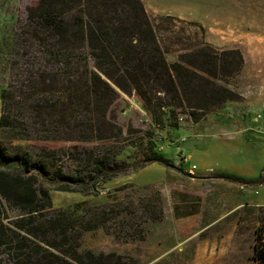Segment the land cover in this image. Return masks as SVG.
<instances>
[{"label":"trees","instance_id":"1","mask_svg":"<svg viewBox=\"0 0 264 264\" xmlns=\"http://www.w3.org/2000/svg\"><path fill=\"white\" fill-rule=\"evenodd\" d=\"M10 43L0 86L6 141H0V254L9 264H142L130 255L83 249V236L108 220L107 205L55 209L44 184L91 195L152 164L177 168L156 151L153 134L143 137L131 163L118 160L121 151L111 146L44 144L122 142L111 115L119 92L136 94L156 128H178L183 119L201 123L240 100L228 80L242 71V53L203 46L169 63L142 0H32ZM67 154L79 168L62 161ZM218 178L259 186L264 170L256 181ZM161 204L157 195L143 210L156 219L151 216L162 213ZM4 205L18 212L13 220ZM252 260L264 264V231Z\"/></svg>","mask_w":264,"mask_h":264},{"label":"rangeland","instance_id":"2","mask_svg":"<svg viewBox=\"0 0 264 264\" xmlns=\"http://www.w3.org/2000/svg\"><path fill=\"white\" fill-rule=\"evenodd\" d=\"M142 2L169 63L203 46L218 52L239 50L245 65L240 74L228 80V87L241 98L209 114L201 123L183 119L178 128L159 129L136 94L119 92L111 115L123 130L122 142L44 145L99 150L111 146L113 151H121L118 160L131 163L135 149L146 142L143 137L152 133L156 151L177 168L152 164L107 181L98 188V194L91 195L56 191L46 183L53 208L107 205L108 220L103 227L83 236V249L130 255L142 264H255L252 252L258 232L264 231V208L248 206L240 196V188L222 189L220 173L215 170L231 169L242 158L253 162L257 159L241 154L245 141L239 144L231 133L219 130L218 124L234 126L241 120L255 127L264 121V104H250L261 84L253 81L251 75L256 67L264 73V0ZM31 3L32 0H0V86L7 79L5 63L12 50L10 42L25 22L26 8ZM0 141L6 142L1 132ZM69 158L75 156L67 154L62 161L72 170L79 168ZM259 162L262 169L257 180L264 170V158ZM191 166L195 169L191 170ZM157 195L162 213H153L151 217L156 219H150L143 210L144 204ZM4 206L7 217L13 220L18 212ZM0 264H9L5 255L0 254Z\"/></svg>","mask_w":264,"mask_h":264},{"label":"crops","instance_id":"3","mask_svg":"<svg viewBox=\"0 0 264 264\" xmlns=\"http://www.w3.org/2000/svg\"><path fill=\"white\" fill-rule=\"evenodd\" d=\"M245 65V61H244ZM259 67L254 69V73L251 75L253 81H256L259 84L256 88V97L251 98L250 104L255 103L258 106L264 104V73H259ZM260 86H263L260 89ZM212 114V113H211ZM215 114V113H214ZM210 115L207 116L206 119L209 118ZM239 123L230 126L225 124H218V128L221 131H226L231 133V136L236 138V141L239 144L243 145L242 140L245 141V146L240 148V152L246 153L250 155V157L257 158L256 161H250L246 158H242L237 164L233 166L231 169L227 170H215L217 173L231 174L240 179L248 180V181H256L259 175L260 170L262 169L261 164L259 162L260 158H264V121L253 125L255 127H251L248 123L238 120ZM205 131L209 130L207 128ZM222 180V184L224 188L228 190L234 187L240 188L242 190V194L240 196L245 200L248 206H254L258 208H264V185L263 183L259 186H244L242 188L241 185L229 182L227 180ZM224 192V190H223ZM239 203V202H238Z\"/></svg>","mask_w":264,"mask_h":264},{"label":"built area","instance_id":"4","mask_svg":"<svg viewBox=\"0 0 264 264\" xmlns=\"http://www.w3.org/2000/svg\"><path fill=\"white\" fill-rule=\"evenodd\" d=\"M195 169V166H191V170H194ZM263 185H264V183H263ZM243 188V187H242Z\"/></svg>","mask_w":264,"mask_h":264}]
</instances>
